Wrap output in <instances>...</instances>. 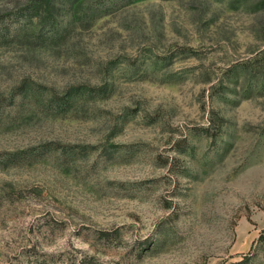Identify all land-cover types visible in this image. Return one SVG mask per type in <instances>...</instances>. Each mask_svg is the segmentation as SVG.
<instances>
[{
	"label": "rangeland",
	"instance_id": "obj_1",
	"mask_svg": "<svg viewBox=\"0 0 264 264\" xmlns=\"http://www.w3.org/2000/svg\"><path fill=\"white\" fill-rule=\"evenodd\" d=\"M0 264H264V0H0Z\"/></svg>",
	"mask_w": 264,
	"mask_h": 264
}]
</instances>
